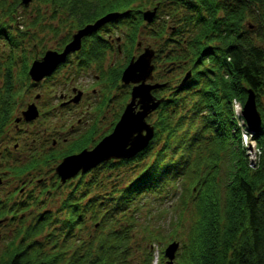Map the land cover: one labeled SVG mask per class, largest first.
<instances>
[{
    "label": "trees",
    "instance_id": "trees-1",
    "mask_svg": "<svg viewBox=\"0 0 264 264\" xmlns=\"http://www.w3.org/2000/svg\"><path fill=\"white\" fill-rule=\"evenodd\" d=\"M48 1H61L71 13L77 11L80 3L77 0L72 7L71 0ZM109 3L106 11L116 8L123 11L122 28L129 30L126 39L130 43L138 28L144 27L141 21L144 4L150 5L146 9L155 8L154 19L145 25L147 34L155 38L161 52L164 42L170 41L168 37L171 41L174 37L181 38L174 34L184 37L185 42L180 39L181 45L170 41V58L178 63L186 61L185 69L190 71V76L183 82L181 79L179 87L161 90L163 99L158 105L155 137L135 155L140 157L153 150L148 155L150 158L140 163L132 181L102 194V182L92 178L82 180L95 169L80 173L78 178L84 187L79 195L86 196L93 187L97 188L85 203L75 200L78 186L67 193L64 205L67 216L47 235L55 237L58 254L43 251L41 245L37 246L38 241L31 240L42 229L38 220L29 231L31 235L22 237L25 244L23 241L12 244L16 249L10 250L1 263L151 264L155 258L151 243L159 242L162 237L149 223L158 222L169 210L171 203L162 206L168 197H180L183 179L189 182L184 183L188 198L181 200L180 209H176L170 222L169 219L164 222L170 230L178 227L180 223L174 225L178 214L184 210L182 207L188 209L190 201L188 228L182 236H175L181 241L175 264H264V0H150V4L143 3L136 9L132 7L133 0ZM13 5L0 0V39L10 46L5 59L10 60V68L3 74L2 93L7 92L8 96L9 85L14 84L13 64L25 57L24 49H18L16 58L13 52L28 37L27 31L12 26ZM26 61L28 58L22 64L25 73ZM250 88L255 93L261 117L260 127L254 133L247 130L244 119L232 107L234 100L242 106ZM3 122L0 117V127ZM243 133L254 141L253 161L241 145ZM158 138L163 144L155 149L153 144ZM220 150L224 152L223 158L218 155ZM120 160H104L96 166L104 162L99 167L111 168ZM223 161L226 180L222 200L219 192H212L211 184L207 183L211 180L209 174L215 176ZM202 165L201 177H193ZM204 178L208 180L204 182ZM192 186H196L194 193ZM87 212L91 214L93 230L88 241H84L77 231L81 230ZM174 233L169 232L170 239ZM158 256L156 264H166L161 251Z\"/></svg>",
    "mask_w": 264,
    "mask_h": 264
},
{
    "label": "rangeland",
    "instance_id": "rangeland-1",
    "mask_svg": "<svg viewBox=\"0 0 264 264\" xmlns=\"http://www.w3.org/2000/svg\"><path fill=\"white\" fill-rule=\"evenodd\" d=\"M5 1L7 3H11V2L14 3L13 7L15 9V12H14L15 20L12 26L14 28H17L19 31L21 30V31L28 32V37L26 39L25 38L22 39L20 46L16 48L17 52H13V56L15 57L16 53L18 54V52H20L19 50L24 49V52H23L25 55L24 60L28 58V62L27 61L26 62L27 64L30 63L29 64L30 66L31 62L35 59L39 60L40 59L39 57L47 49L56 51L55 48H59V46L62 44V43H59L60 40L64 37H68L69 32H71L74 28H77L79 27V25L82 24L83 21H80V20L83 18V16L86 18L96 17L102 14V12L104 11V7H103L104 5L108 6L110 4L109 2L111 1L114 3H117V2H120L121 0H80L79 5L76 6L77 11H72V13L68 6L62 5L61 1H56V2L50 1L49 3L48 0H31L26 6L22 4L21 0H5ZM149 2L150 0H133L132 7L135 9L136 7L140 8L139 6L141 4L149 3ZM69 3H71V6L73 7L77 3V0H71L69 1ZM151 3H153V1ZM148 6L150 5L144 4L143 10H145L146 7ZM136 17H137V14H135L134 17L132 16V19L135 21L137 19ZM32 21L34 22V25H32ZM141 21L144 22L142 23L144 27L140 26V28H138L136 37L134 38V41L131 43L130 48L128 49V51L124 52V53H127L128 57L130 56V54L134 55L136 53L135 42L137 40L142 41L143 44L146 46L155 44V41H156L155 38L149 37V34H147L148 30L145 28V25L149 24L150 22L146 23L143 20ZM123 31L125 34L128 32V29L123 27ZM124 37L126 38V36ZM3 42H4L3 39H0V65L2 63L6 65L5 68H4V65L0 66V97H2V99H0V107H1V102H3V100L5 99L4 97L8 96L7 92H6V95L2 94L4 92V84H5L4 83L5 78L3 74H5L7 72V69L10 68L9 67L10 60L9 59L5 60L7 54H9L10 46L7 44H3ZM124 59L126 58L123 57V53L119 54V56H117V58L114 59L115 64H109L113 60L111 55H109L108 58H103L102 59L103 63L105 64V66L107 64V69L109 68V65H110V69L105 70L107 71L106 74L108 72L109 74H111L112 70L116 67L117 63H120V62L123 63ZM24 60H22L21 62L17 60L18 62L16 61V64H13L12 74H13L14 85L11 87V90H10V94L12 95L10 96L8 100H5L6 104L2 107V109H0V112L3 110L0 114V117L2 116H6V118L8 117L11 121L10 124H12V120L15 121V118L17 119L16 116L18 114V111L22 107V105L19 104L20 106L19 108H17V105H18L17 100L19 98L21 99L22 97L20 93L18 94V90L20 89L19 80H21L23 77H25L26 79H29L30 77L28 75V69L26 73H25V69L23 70L22 64L24 63ZM118 69H119V66L116 68V70ZM59 74H62V70L59 72ZM177 75H178L177 72L175 73L172 72L171 74L166 75V78L173 79ZM16 78H18V80ZM115 83H116V80L113 82V85H115ZM57 87L58 85L57 86L54 85V90H56ZM13 88H14V91H13ZM48 88L49 86L47 87V89ZM47 89L44 90L42 87L41 88L33 87L32 92L25 94V98L27 99L31 98L37 92L48 91L49 89L48 90ZM106 89H107L108 95H112V94L119 95L121 93L123 94L126 93V89L122 87V85L120 84H118L116 88L107 87ZM53 91L50 92V94H52ZM108 98L110 99V96H108ZM31 99H34V98L32 97ZM119 99L120 98L113 100L112 102L113 103L118 102ZM123 99L125 100L126 98L124 97ZM128 101H129V98L127 102ZM38 103L40 102L38 101ZM108 106H109V103H108ZM240 106L241 105H239L238 102H236L235 100L233 101V106H232L233 112L236 115H238L240 112V108H241ZM159 113H160L159 111L154 113L152 117L149 118V120L148 119L146 120L153 127L152 138L155 137L154 130H155V127L157 126ZM46 118H49V117L47 116ZM39 121H41V119ZM49 122L52 124L54 120L52 119ZM10 124L8 126H10ZM41 128H42V125L38 127V129L40 130L36 131L34 135L29 134V132L31 131L30 126L25 127V129L19 133H15L16 136L20 134L19 137L17 138H21L23 142L25 141L26 145H24L19 152L12 153L10 156H7V158L2 161L3 167L8 170H4V168H0L1 170L3 169L7 177L6 182H2V184L0 183V211H2L4 215L7 214L8 216L4 217V215L3 216L0 215V264H2L1 261L5 259V257H7L6 255H8L10 250L16 249V248L13 249L12 244L18 245L22 241H23L22 244H25L26 241L23 240L22 237L24 235L30 234L29 232L30 229L31 228L34 229L36 227L38 220H40V223L42 224V229L37 235L33 236L31 240L38 241L40 244L37 243V246L41 245L43 251H46L54 256H55L54 253L58 254V251H56L57 246L53 242L55 240V237L54 236L47 237V235L48 233L53 232L56 229L55 227H58L60 225V224L58 225V222L60 219H62L64 216H67L68 210L66 211L64 209V205H66L67 193L70 192L76 186H78L76 190L77 197L75 198V200L77 201V203H80V202L85 203L86 200L88 201L91 191L94 188H97V187H93V189L88 194H86V196H83L82 193L79 195V193L83 190L84 186H82L83 184L82 185L80 184V178L78 177L76 178L73 177V179H69V181L63 183L62 185L58 183V184H53L49 186L51 184L49 182L50 180L49 173L51 172V169H52L51 163L53 161L51 160L49 162L48 161L43 162L41 160H34V157L39 156L42 151L41 148H39V144H38V141L40 140V133L42 134ZM24 133H27V134L25 135ZM248 133L249 132H247V134ZM49 134L52 135V132ZM7 135L8 134H3L0 137V145L3 143L2 139H5ZM30 137L32 139L35 138L34 141L36 142L30 140ZM52 137L53 135L50 138ZM17 138H12L9 140V142L13 144L15 141H17ZM241 141H242L241 145L244 148L245 154L249 155V158L253 161L255 158L254 141L251 139V137L246 136L244 134H242L241 136ZM29 142H33L31 143L32 145L31 148L28 145ZM162 144H163L162 140H159L158 138L156 142H154L153 146L156 147L155 149H157V148H160L159 146H161ZM152 150L153 149H151L150 152ZM150 152L142 153L140 157L135 155L131 158L126 159L125 161L121 159L120 162L117 161L116 164L111 168H107L102 165L101 167H98L91 173L86 174L82 180L88 181L89 179L92 178L94 181L99 180L100 182H102V184H100L102 185V188L100 189V192H102V194H106L115 188L120 189L124 186V184L126 183L128 184L130 181L133 180V178H135V174L140 169V163H143L147 159L150 158V156H148ZM32 154H34V157H31ZM223 154L224 152H222L221 150L218 151V155L221 158H223ZM139 158H141V160ZM28 160L31 161L29 165H24L22 167L17 166L14 169H11V167L21 162H26ZM17 168H23L17 171L20 174L23 173L21 177L20 175H17L16 172H14V170H17ZM203 168H204L203 165L200 166V171H197L198 173H194L193 177L194 176H196L195 178L201 177V175L203 174L201 172L203 170L201 169ZM225 171H226V166L224 162L221 165H219L218 172L216 173L215 176H213L211 173L209 174L208 178L209 179L211 178V180L207 183V184L209 183L211 184L210 187H212V192L215 190L219 192L222 200H223V193H224V182L226 180ZM205 173L207 174V171ZM40 176L49 179L48 182L44 184L45 186L47 185L46 187H49V190L42 187V185L38 184L37 178ZM21 178L22 180H20ZM206 180L208 179L204 178V182H206ZM213 181H214V184H212ZM184 183H189V182L184 181L183 179L181 180L180 197H178V199L176 197H168L165 200V202L162 204V206H166L169 203L172 204V205L169 204L170 208L169 210L166 211L163 218L161 216L158 222L151 220L149 223L151 228L152 226H154L155 233L156 232L160 233L161 234L160 236L162 237V239L159 242L155 241L151 243L150 247L154 249L153 252L155 256L151 264H156L158 262L159 252L161 251L163 255V251L165 247L171 241L173 240L178 241L179 246H180L181 241L175 238V236L176 235L182 236V234L185 232L183 230L188 228L187 221L190 219V214L192 213L190 201L188 202V205H187L188 209L185 207H182V209L184 210H182L178 214V217H177L178 221H176V223L174 224L175 226H178L180 223V225L178 226L180 228L174 226L175 228L170 230L171 227L167 226L166 223H164L168 219L170 222L171 218L174 216V213L176 212V209H180L179 203L181 202V200L188 198L187 194L189 192L186 193L185 188H184L186 187V185H184ZM195 188L196 186H192L191 192L193 191L194 193ZM181 191H182V194L184 195V198H183V195L181 196ZM206 196H209V195H206ZM209 199L211 198L209 197ZM72 200H74V198H72L71 201ZM161 223H163V226L161 225ZM181 225L184 228H181ZM95 226H97V223L95 224ZM155 227L156 229L159 228V231H156ZM92 230H93V227H92V221H91V214L87 212L85 222L81 230L77 231V233L81 234L80 239H83L84 241H88ZM168 230L169 232L176 231V233L173 234L172 239H170V234ZM179 248H178V251H179ZM67 251L69 252V250ZM175 259L173 261V264H175ZM165 261H166V258L164 259V262Z\"/></svg>",
    "mask_w": 264,
    "mask_h": 264
},
{
    "label": "flooded vegetation",
    "instance_id": "flooded-vegetation-1",
    "mask_svg": "<svg viewBox=\"0 0 264 264\" xmlns=\"http://www.w3.org/2000/svg\"><path fill=\"white\" fill-rule=\"evenodd\" d=\"M103 7L104 11L102 14L93 18L83 17L81 20L83 21L82 24L69 32L68 37L62 38L59 42L62 44L59 46V48H55V50L61 52L65 44H67L73 38V35L79 29L83 28L86 24H92L96 21V19L101 18L107 12H118L119 14L113 19L101 23L88 34L81 36L79 48L69 51L65 57V60L61 63H58L53 68V70L49 72V74L43 76L37 81L30 79V77L29 79L23 77L21 80H19L20 89L18 90V94L20 93L22 97L21 99L19 98L17 100V108H19L20 105H22V107L18 111L16 116L17 119L15 118V121L12 120V124H10L11 121L8 117H1L4 122L0 127V137L3 134L8 135L5 139H2L3 143L0 145V168H4L2 161L6 159L7 156H10L14 152H19L22 147L26 145L25 141L23 142L21 138H17L20 134L16 136L15 133H19L23 131L25 127L30 126L31 131L29 134L34 135L36 131L40 130L38 127L42 125V134L40 133L39 140L40 143L38 141L39 148L42 150L41 154L37 157H34V154H32L31 157H34V160H41L43 162H49L51 160L53 161L51 163L52 173H49L50 180L42 176L37 178L38 184L42 185V187L46 188L47 190H49V187H46L47 185L45 186L44 184H46L48 180L51 183L49 186L58 183L62 185L63 183L69 181V179H73V177L76 178L78 175H80L81 169H79L74 176L67 178L65 181H61L60 176L56 172V167L64 157L77 154L82 150H91L102 138L111 133L114 125L118 121L123 111V107L125 106L128 98L130 99V90L134 85V83L130 82L124 83L121 80V73L128 64L130 58H136V56L143 51L144 47H146L142 41L137 40L135 42L136 53L134 55L130 54L128 57L127 53L124 52L128 51L131 43L124 37L126 35L128 37L129 32L124 34L122 28L123 20L121 12L123 11H121L120 8L106 11L107 5H104ZM154 17L155 14L153 19ZM174 35L181 38L177 39L174 37L172 39L173 43L175 42L178 43V45H181L182 42H180V39L185 42L184 37L182 38L181 35ZM168 40L171 41V38L168 37ZM170 41L164 42L162 52L158 50L155 44L152 45L153 47L150 45L154 49V56L151 62L153 63V70L152 78L147 80V82L151 84L166 83L165 86L151 89V94L156 98L161 97V90H165L169 86L179 87L182 77L187 72L185 69L187 64L186 61H183L182 64L178 63L175 59L170 58V46L172 45ZM122 53L123 57L126 58L123 60L124 62L117 63L111 74H109V72L106 74L107 71L105 70L107 69V64L105 66L102 59L108 58L109 55H111L113 60L109 64H115L114 59ZM42 55L39 58H41ZM118 66L119 69L116 70ZM108 69H110V65ZM61 70L62 74H59ZM172 72H177L178 75L173 79L166 78V75L171 74ZM16 79L18 80V78ZM115 80L116 83L113 85ZM118 84L122 85V87L126 89V93H121L119 94L120 96L118 94L108 95L106 88H116ZM13 85L14 84L9 85V88H11ZM54 85H58L56 90H54ZM48 86L49 90L47 89ZM33 87H42L44 90L47 89L48 91L37 92L32 96L34 99H31L32 97L28 99L25 98V94L32 92ZM52 91L53 93L50 94ZM11 95L9 94L8 97L10 98ZM108 96H110V99ZM124 97L126 98L125 100L123 99ZM118 98H120L118 102H112ZM38 101L40 103H38ZM158 111L159 110L157 107L155 110L151 111L145 119L149 120V118ZM47 116L49 118H46ZM38 119H41V121ZM52 119L54 122L51 124L49 121ZM9 124L10 126H8ZM51 132L53 135L52 138H50L52 135L49 134ZM27 133L24 134L26 135ZM12 138H17V141H15L13 144L9 142V140ZM30 140L34 141L35 138L32 139L30 137ZM31 143L33 142L28 143L30 148L32 146ZM114 160L117 159H108V161ZM29 163H31L30 160L21 162L11 167V169H14L17 166L22 167L24 165H29ZM99 165L95 168H90L86 172H90L92 169L98 168ZM21 169L23 168H17V170H14V172H16L17 175H20V177L23 173L20 174L17 171ZM4 170L8 169L4 168ZM20 180H22V178ZM6 181V174L4 173L3 169H0V183L2 184V182ZM6 216L8 215L5 214L4 217Z\"/></svg>",
    "mask_w": 264,
    "mask_h": 264
},
{
    "label": "water",
    "instance_id": "water-1",
    "mask_svg": "<svg viewBox=\"0 0 264 264\" xmlns=\"http://www.w3.org/2000/svg\"><path fill=\"white\" fill-rule=\"evenodd\" d=\"M30 1L21 0L25 6ZM118 14V12H109L92 24H86L73 35V38L65 44L61 52L47 49L39 60L35 59L31 62L28 68L30 78L37 81L49 74L58 63L64 60L69 51L79 48L81 36L88 34L101 23L113 19ZM154 14L155 8L145 9L142 11V18L144 21L150 22ZM153 56L154 50L146 46L136 58H130L121 73V80L124 83H134V85L130 90V99L125 104L118 121L111 133L102 138L94 148L82 150L62 159L56 167V172L61 181L74 176L79 169H81V173H84L103 160L131 158L146 147L153 136V127L146 122L145 118L158 107L163 99L161 97L156 98L151 94V89L162 86L163 83L151 84L147 82L152 78L153 65L151 62ZM189 76L190 71H187L182 82ZM239 114L244 119L249 132L254 133L259 129L261 117L256 106L255 93L251 88L247 89V95ZM178 248L179 242L176 240L171 241L165 247L163 257L166 258V264H173Z\"/></svg>",
    "mask_w": 264,
    "mask_h": 264
},
{
    "label": "bare ground",
    "instance_id": "bare-ground-1",
    "mask_svg": "<svg viewBox=\"0 0 264 264\" xmlns=\"http://www.w3.org/2000/svg\"><path fill=\"white\" fill-rule=\"evenodd\" d=\"M249 156V155H248Z\"/></svg>",
    "mask_w": 264,
    "mask_h": 264
},
{
    "label": "built area",
    "instance_id": "built-area-1",
    "mask_svg": "<svg viewBox=\"0 0 264 264\" xmlns=\"http://www.w3.org/2000/svg\"><path fill=\"white\" fill-rule=\"evenodd\" d=\"M245 135V134H244Z\"/></svg>",
    "mask_w": 264,
    "mask_h": 264
}]
</instances>
